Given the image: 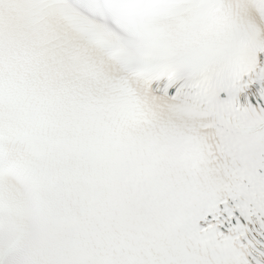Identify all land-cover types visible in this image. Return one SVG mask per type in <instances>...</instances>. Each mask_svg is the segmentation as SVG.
Returning <instances> with one entry per match:
<instances>
[{
    "label": "snow or ice",
    "instance_id": "snow-or-ice-1",
    "mask_svg": "<svg viewBox=\"0 0 264 264\" xmlns=\"http://www.w3.org/2000/svg\"><path fill=\"white\" fill-rule=\"evenodd\" d=\"M0 264H264V0H0Z\"/></svg>",
    "mask_w": 264,
    "mask_h": 264
}]
</instances>
